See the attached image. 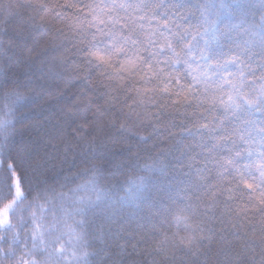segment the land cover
I'll list each match as a JSON object with an SVG mask.
<instances>
[{
    "label": "snow or ice",
    "instance_id": "1",
    "mask_svg": "<svg viewBox=\"0 0 264 264\" xmlns=\"http://www.w3.org/2000/svg\"><path fill=\"white\" fill-rule=\"evenodd\" d=\"M25 55L76 88L45 144L86 166L57 187L3 93L0 264H264V0H0V61ZM162 129L171 147L104 182L106 141Z\"/></svg>",
    "mask_w": 264,
    "mask_h": 264
},
{
    "label": "trees",
    "instance_id": "2",
    "mask_svg": "<svg viewBox=\"0 0 264 264\" xmlns=\"http://www.w3.org/2000/svg\"><path fill=\"white\" fill-rule=\"evenodd\" d=\"M0 64L6 66L7 77L9 78L8 87L0 88V108L5 103L3 93L10 88H16L23 97L16 111V119L19 121L16 124L18 133L16 140L17 142L21 139L25 142L34 140L40 142V147L34 155V162L44 165L43 170L46 175L58 187L59 183L64 182L65 177L75 175L76 172L86 166L85 157L80 154L81 149L79 147L74 146L65 158L64 146L59 140L45 144L47 134L54 131L53 126L56 124L60 110L70 99L68 93L76 91V88H66L61 73H50L46 61L41 63L37 60L33 63L29 60L28 55H25L21 60L0 61ZM4 78V75L0 74V82ZM73 83L79 85L78 80L73 81ZM171 131L179 133L180 129L174 128ZM172 143L174 141L169 137L167 129H162L160 135H153L147 143L137 144L134 139L125 141L121 137H117L115 141H106L101 151L97 152V156L121 152L122 154L115 159L117 162H123L124 166L114 177L107 176L104 182H112L116 179H123L129 174H135L134 164L145 163L149 156H155L162 147H171ZM53 144L56 146L53 147ZM129 144L132 145L131 152L126 151ZM11 158H14V153L13 157L5 156L3 158L5 167ZM93 162L99 163L100 160L97 159ZM111 170L115 171V169ZM153 180L157 185L153 189L154 199L158 200L160 197H166L170 194L167 181L163 177L157 173L153 175ZM209 264H212L211 259Z\"/></svg>",
    "mask_w": 264,
    "mask_h": 264
}]
</instances>
